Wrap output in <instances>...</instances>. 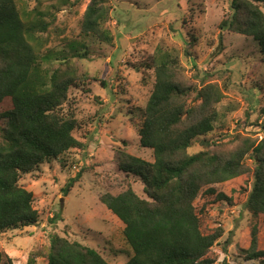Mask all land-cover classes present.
<instances>
[{
	"label": "trees",
	"instance_id": "16d2710c",
	"mask_svg": "<svg viewBox=\"0 0 264 264\" xmlns=\"http://www.w3.org/2000/svg\"><path fill=\"white\" fill-rule=\"evenodd\" d=\"M263 9L264 0H231L229 14L219 24L222 31L251 38L262 64ZM110 10L107 0H92L76 40L111 45ZM56 11L40 0H0V105L7 104L0 112V235L39 223L34 196L20 185L21 176L51 161L63 167L68 152L83 150L75 137L81 125L66 106L70 90L90 80L73 63L86 59L88 52L78 41H64L58 50L46 47ZM144 66L153 70L154 83L138 137L153 162L119 149L115 159L120 171L140 178L146 199L129 184L119 194L99 199L122 224L132 250L125 264H214L211 251L222 228L203 233L201 210L194 206L201 193L248 211L254 224L238 250L245 262L264 264V139L238 136L232 149L216 146L212 133L220 95L212 98L208 87L194 90L183 82L177 59L167 53L152 56ZM191 91L200 102L196 106L188 101ZM259 117L264 123V102ZM195 145L202 149L189 153ZM78 178L68 180L65 196ZM0 264L13 263L0 253ZM26 264H35L34 255ZM46 264L108 262L95 249L54 235Z\"/></svg>",
	"mask_w": 264,
	"mask_h": 264
},
{
	"label": "rangeland",
	"instance_id": "374dc122",
	"mask_svg": "<svg viewBox=\"0 0 264 264\" xmlns=\"http://www.w3.org/2000/svg\"><path fill=\"white\" fill-rule=\"evenodd\" d=\"M91 1L40 0L41 6L58 9L47 48L58 50L64 41H78L80 22ZM107 1L113 43L78 41L88 56L73 60L77 73L90 78L83 87L70 90L66 106L81 125L75 137L83 150L68 152L63 167L51 161L21 176L20 185L34 196L39 223L0 235V253L13 264H26L31 255L35 264H46L54 235L95 249L108 264H125L132 256L122 224L99 199L106 193L119 194L126 184L146 199L142 181L120 171L115 152L125 150L153 162L152 152L140 146L138 137L154 83L153 70L144 66L152 56L175 57L183 82L194 90L208 87L212 98L220 95L212 133L216 146L232 149L238 136L264 139L259 117L264 64L259 61L258 46L251 38L219 29L231 0ZM188 101L191 106L200 103L192 91ZM6 109V103L0 105V112ZM201 149L195 145L189 153ZM76 175L78 181L65 196L62 189ZM194 206L201 210L203 233L222 228V237L211 251L214 264H249L238 250L254 224L248 211L243 206L230 208L206 193L199 195Z\"/></svg>",
	"mask_w": 264,
	"mask_h": 264
}]
</instances>
